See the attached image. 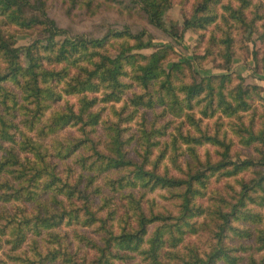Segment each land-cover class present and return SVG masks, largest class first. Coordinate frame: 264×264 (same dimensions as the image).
<instances>
[{"label": "trees", "instance_id": "obj_1", "mask_svg": "<svg viewBox=\"0 0 264 264\" xmlns=\"http://www.w3.org/2000/svg\"><path fill=\"white\" fill-rule=\"evenodd\" d=\"M130 1L151 25L179 44L187 30L208 31L214 25L222 35L211 34L204 55L167 67L174 45H156L146 30L134 33L125 27L98 37L72 35L50 16L44 0H0V250L5 241L12 264H241L252 245L232 241L255 239L257 251L264 249V226L258 227L264 225V216L254 207L264 206V124L258 131L249 127L238 131L246 144H260L259 156L235 160L233 141L204 131L196 118V110L204 118L218 113L242 118L239 113L252 108L253 94L260 87L245 85L240 75L229 89L231 72L201 75L190 82L179 77L186 66L193 68L192 61L213 55L216 46L229 70L235 42L231 29L247 27L252 36L263 16H247L256 6L253 0H199L179 32L165 20L173 0ZM11 27L38 30L40 37L18 46ZM113 39H123L114 54L108 50ZM148 48L154 51L140 52ZM135 85L143 92L130 99L134 110L161 106L165 113L184 117L182 122L199 133L178 128L171 141L163 143L166 127L148 130L143 125L136 142L140 160L128 154L131 139L123 138L119 124L110 127L109 140L101 145L102 139L90 136L102 119L97 104L118 103ZM66 96H80L78 107L53 108ZM75 126L82 132L80 138L59 137ZM49 137L56 138L54 145L45 142ZM158 145V150L164 148L154 161ZM206 145L217 148V159L211 154L201 158L199 147ZM83 147L92 154L75 158L82 167L79 175L72 179L76 171L72 166L62 175L58 162ZM186 157L195 163L188 161L184 169ZM164 159L183 175H171L167 166L159 171ZM254 168H260L254 177H238ZM102 176L104 185L91 189ZM232 177L239 190L231 185L228 196L218 192L207 197L212 178ZM104 188L111 193L104 194ZM158 188L178 199L176 213L156 210L154 202L145 207V193L135 192ZM96 194L103 201L100 209L93 206ZM100 210H106L105 215ZM204 235L207 245L201 243ZM26 244L29 249H24ZM248 264H264V257L257 259L251 253Z\"/></svg>", "mask_w": 264, "mask_h": 264}, {"label": "rangeland", "instance_id": "obj_2", "mask_svg": "<svg viewBox=\"0 0 264 264\" xmlns=\"http://www.w3.org/2000/svg\"><path fill=\"white\" fill-rule=\"evenodd\" d=\"M47 5L48 12L51 17H53L58 24L67 29L72 35L76 34H86L93 37L103 36L107 31L111 29H124L128 27L134 33H138L142 30H146L149 34L153 36L154 43L156 45L161 44H173L175 47V52L171 53L168 59L165 61V65L170 67L171 63L182 61L186 58L193 59L194 55H204L207 46H209V38L212 33L216 34L218 37L222 35V30L216 28V26H211L208 31L195 32L193 30L185 31V38L183 44L177 43L171 36L157 27L151 25L148 21L146 14L139 8V6L134 5L130 0H44ZM199 0H173L172 7L168 10L165 16L167 24H175L179 32H183V21L186 17L192 15L194 7ZM227 2V0H225ZM263 5L257 6L259 3ZM238 2L234 1L236 5ZM253 4L256 6L247 11V16L252 17L255 14L262 15L263 20L258 22L257 29L258 32L254 33L252 36L249 34L247 27L238 25L231 29V36L235 39L234 42V54L232 63L229 65V70H226L223 66L225 65V60L218 53V47L214 49V54L206 59H197L198 61H192L193 68L186 66L184 71L179 74L181 81L190 82L197 77L198 79L201 75H220L223 73L231 72L234 76L233 82L229 85V89L232 88L239 81L238 76L242 75L245 78V85H256L259 86V90L253 94L254 100L252 108L246 112H240L239 116L227 117L221 113L216 114V116L211 118H204L198 110H196V118L201 120V129L207 131L210 134L218 133L220 137L223 136L227 140L233 141V146L231 150V155L235 160H243L247 158H257L259 156L258 147L259 143L246 144L242 141L241 136H239L238 131L243 132L246 128H252L254 131H258L263 127L264 124V39L260 38V35L264 32V0H253ZM222 12V9L220 10ZM226 29L225 27H223ZM216 29V30H212ZM11 30L16 33L17 45L26 46L32 41L40 37L38 30H21L17 27H11ZM127 40V39H126ZM129 43H133L134 40L128 39ZM123 39H113L108 45V50L111 53H117L118 48L121 46ZM154 48H148L140 50L142 53H152ZM127 81H131L130 77L124 78ZM143 90L136 85L127 90L123 99L118 102L104 103L100 102L96 106L97 111L102 112V119L100 123L92 130L91 137L96 141L102 139L101 145H106L109 140L107 137L110 132V127L115 124H119L120 128L123 130V138L131 139V143L128 146V154L134 157L136 160H140L137 150L140 149L137 142L138 135H141V128H147L150 130L152 127L156 128H167V135L161 138V141H171L173 136L178 133V128L184 133H192L194 135L198 134L199 131L195 126L189 124L188 122L183 123L184 117H175L170 113H165L163 107L157 106L154 109H148L145 107H139L134 110V107L130 103V99L134 96V93H142ZM90 96H93L90 94ZM80 96H66L64 99L56 104H54L55 109H64L66 105H74L76 108L79 105ZM119 113L122 114V120L119 118ZM133 117L132 120H124L125 117ZM254 122V127L251 124ZM82 132L79 130L78 126L67 128L59 133L61 139L65 138H80ZM133 138V139H132ZM54 137H49L45 142L47 145H54ZM155 138H152L154 140ZM162 143V145H163ZM140 145V144H139ZM251 145V146H248ZM160 145L155 146V152L153 155V160L155 161L158 154L162 148L158 150ZM80 154H85L89 156L92 154L91 150L87 147L79 149L71 158L63 161H59L58 170L62 175L67 174V169L72 166L76 171L72 175V179L78 176L81 171V165L75 162V158L79 157ZM199 154L203 160H205L208 154H211L213 159H217L218 153L217 148L212 145H206L199 147ZM188 161L194 165V160L189 158H184L183 168L187 169ZM160 170L164 171L165 166L169 167L171 175H183L180 170L173 167L170 160L164 159L161 162ZM260 168L250 169L248 171L242 172L238 177H245L250 179L256 174L254 171H258ZM264 170V168H261ZM114 177L117 175L113 174ZM104 177H99L97 182L92 185L91 189H95V186L104 185ZM234 185L239 190L240 186L236 183L235 178H223L216 180L212 178L211 184L207 190V197H212L218 192H221L225 196L230 193L229 186ZM104 194L111 193L108 188L103 189ZM137 195H142L145 193V207H149L152 202L155 203L154 208L156 210L168 209L173 212H177L179 209V201L177 198H172L170 193L165 189H156L154 191L136 189ZM228 198H232L229 196ZM95 200L93 206L95 209H100L103 201L101 195L96 194L92 196ZM212 202V200L210 201ZM252 206V205H251ZM255 209L261 212L264 216V206H254ZM106 210H100V214L105 215ZM251 226V225H249ZM264 225H259L262 228ZM255 227L254 225L251 226ZM202 242L207 245V236H202ZM192 241L200 243V239L196 237L192 238ZM239 242L245 244H251L252 249L249 252L244 253L245 260L241 264H248V257L251 253L257 259L264 257V249L257 251L258 246L256 240H246V239H236L232 243L238 244ZM2 248L0 250V260H5L8 264L13 262L10 260L8 253L10 251V246L5 245V241H2ZM30 243V242H29ZM29 245L26 244L24 249H29ZM136 261H139L137 259Z\"/></svg>", "mask_w": 264, "mask_h": 264}]
</instances>
